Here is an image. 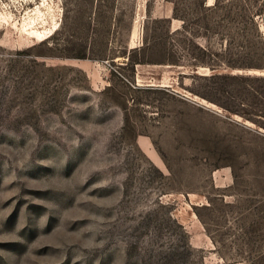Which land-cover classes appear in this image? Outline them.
<instances>
[{
	"label": "rangeland",
	"instance_id": "374dc122",
	"mask_svg": "<svg viewBox=\"0 0 264 264\" xmlns=\"http://www.w3.org/2000/svg\"><path fill=\"white\" fill-rule=\"evenodd\" d=\"M262 42L264 0H0V264H264Z\"/></svg>",
	"mask_w": 264,
	"mask_h": 264
},
{
	"label": "trees",
	"instance_id": "16d2710c",
	"mask_svg": "<svg viewBox=\"0 0 264 264\" xmlns=\"http://www.w3.org/2000/svg\"><path fill=\"white\" fill-rule=\"evenodd\" d=\"M262 44H264V42H262ZM263 50H264V47H263ZM248 78H252L251 76H247ZM253 78H260V79H264V77L263 76H261V77H256V76H253ZM187 242V244H188V241H186Z\"/></svg>",
	"mask_w": 264,
	"mask_h": 264
}]
</instances>
